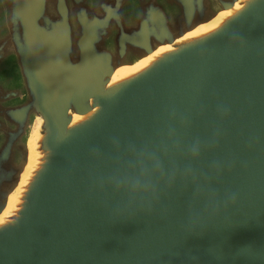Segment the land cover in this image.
<instances>
[{"label":"water","instance_id":"1","mask_svg":"<svg viewBox=\"0 0 264 264\" xmlns=\"http://www.w3.org/2000/svg\"><path fill=\"white\" fill-rule=\"evenodd\" d=\"M0 264H264V0H0Z\"/></svg>","mask_w":264,"mask_h":264}]
</instances>
